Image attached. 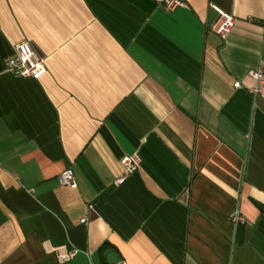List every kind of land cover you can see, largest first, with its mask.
<instances>
[{"label": "crops", "instance_id": "0c3cea01", "mask_svg": "<svg viewBox=\"0 0 264 264\" xmlns=\"http://www.w3.org/2000/svg\"><path fill=\"white\" fill-rule=\"evenodd\" d=\"M23 41L38 79L5 68ZM260 63L264 0H0V264H264Z\"/></svg>", "mask_w": 264, "mask_h": 264}, {"label": "built area", "instance_id": "2783aa9c", "mask_svg": "<svg viewBox=\"0 0 264 264\" xmlns=\"http://www.w3.org/2000/svg\"><path fill=\"white\" fill-rule=\"evenodd\" d=\"M158 5H161L167 10H173L179 6H183L186 0H153ZM217 10L218 16L215 21L211 24V30L220 36L221 38L227 37L230 33L236 18L224 11ZM5 68L7 71L26 78L38 79L43 73L46 72V65L44 58L32 47V45L23 41L14 45V52L12 55L6 58ZM249 76L254 80V85L248 89L251 95L261 97L264 99V68L262 63L257 68L248 71ZM234 87H239L240 82L235 80L233 83ZM139 156L136 153L125 155L120 163L122 165V173L116 178V183H121L129 174L134 172L139 163ZM58 182L65 186L71 185L75 182V177L72 169L67 168L63 170L57 176ZM230 221L234 224H242L245 222L244 217L234 210L229 215ZM86 219H82V222ZM56 255L59 261H67L73 258L77 254V249L67 248L66 245H58L51 247L50 249ZM115 264H126L124 261H120Z\"/></svg>", "mask_w": 264, "mask_h": 264}]
</instances>
